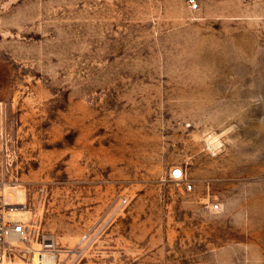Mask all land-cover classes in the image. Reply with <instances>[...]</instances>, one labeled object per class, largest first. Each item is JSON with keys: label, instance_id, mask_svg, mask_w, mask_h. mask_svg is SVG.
<instances>
[{"label": "rangeland", "instance_id": "374dc122", "mask_svg": "<svg viewBox=\"0 0 264 264\" xmlns=\"http://www.w3.org/2000/svg\"><path fill=\"white\" fill-rule=\"evenodd\" d=\"M196 2L0 0L6 219L49 264H264V0Z\"/></svg>", "mask_w": 264, "mask_h": 264}, {"label": "built area", "instance_id": "2783aa9c", "mask_svg": "<svg viewBox=\"0 0 264 264\" xmlns=\"http://www.w3.org/2000/svg\"><path fill=\"white\" fill-rule=\"evenodd\" d=\"M191 9L197 8L198 3L196 0H190ZM213 135L208 136L210 144ZM213 146V145H212ZM185 177V173L182 168L175 167L171 172V178L174 180H182ZM7 181V168L0 163V264L5 263L8 259L15 257H25L27 254L38 253L43 255L56 256L58 251L56 236L43 235L39 240V248L36 249L30 246L31 241V223L30 220L26 221H8L6 214L8 210L28 209L27 203H18L10 200L5 190ZM188 187L191 188L192 184L189 183ZM127 200L124 199L122 203ZM213 209L220 208L219 203L213 204ZM25 244V246H23ZM42 264H49L42 262Z\"/></svg>", "mask_w": 264, "mask_h": 264}, {"label": "bare ground", "instance_id": "6f19581e", "mask_svg": "<svg viewBox=\"0 0 264 264\" xmlns=\"http://www.w3.org/2000/svg\"><path fill=\"white\" fill-rule=\"evenodd\" d=\"M11 187H16V188H19V185H17V184H14V183H7L6 184V187H5V190H6V192L8 191V189H10ZM10 200H12L11 198H10ZM22 202H24V201H20V202H18V203H22ZM32 218H31V214H29L28 215V220H31ZM30 223H31V221H30ZM31 225H32V227H34V225L31 223ZM36 253H38V251H36L35 252V254ZM34 254V264H39L40 263V259H41V262H47V263H55V257L53 256V255H43V256H38V255H35ZM38 260V261H37Z\"/></svg>", "mask_w": 264, "mask_h": 264}]
</instances>
